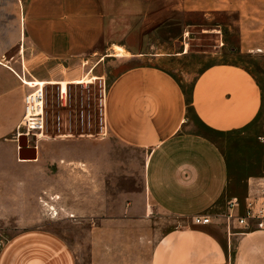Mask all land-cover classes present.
Here are the masks:
<instances>
[{"label": "crops", "instance_id": "crops-1", "mask_svg": "<svg viewBox=\"0 0 264 264\" xmlns=\"http://www.w3.org/2000/svg\"><path fill=\"white\" fill-rule=\"evenodd\" d=\"M16 1L0 4V223H13L17 231L5 241L0 232V264H76L62 238L33 227L41 220L42 208L57 211L51 181L55 177L57 184L65 182L66 171L56 166L52 176L42 160L60 155L40 153L39 142L45 138L31 144L16 137V131L24 116V98L33 91L27 83H46L45 89L59 87L50 82L104 77L95 76L98 66L89 67L98 52H85L90 43L80 42L66 16L51 28L45 17L50 4L41 8ZM112 46L100 55L113 56ZM262 101L248 73L227 71L222 64L198 74L189 96L183 82L160 66H135L112 79L102 100L107 131L122 145L145 154L144 198L149 211L186 222L156 242L151 264H264V229L235 227L228 236L222 221L214 219L209 226L192 223L197 215H213L230 179L220 147L207 135L190 132L188 125L194 113L211 131H239L260 114ZM19 138L26 149L35 150V159L19 160ZM62 138L54 141L61 143ZM23 155L32 157V152ZM258 177L244 182L240 215Z\"/></svg>", "mask_w": 264, "mask_h": 264}, {"label": "rangeland", "instance_id": "rangeland-1", "mask_svg": "<svg viewBox=\"0 0 264 264\" xmlns=\"http://www.w3.org/2000/svg\"><path fill=\"white\" fill-rule=\"evenodd\" d=\"M21 1L41 8L50 4L45 17L51 28L66 16L80 42L90 43L85 52H98L89 67L98 66L95 76L104 77L74 80L90 83L68 85L63 99L59 87L44 89L45 140H40L39 151L60 156L43 158L42 164L51 167L52 176L61 166L66 181L57 184L52 178L50 193L57 211L42 208L41 220L33 227L62 238L76 264H151L156 242L186 223L149 211L144 198L145 154L118 142L103 121L106 90L128 68L160 66L183 82L188 96L195 77L216 64L248 73L263 99L256 118L227 133L207 129L194 113L188 125L190 132L211 138L228 164L230 186L213 215L222 214L231 199L243 200L248 177L264 176V147L258 141L264 134V0ZM111 45L122 48L125 56L102 57ZM60 136L61 143L54 141ZM21 138L31 144L38 139ZM14 225L0 223L3 241L17 232Z\"/></svg>", "mask_w": 264, "mask_h": 264}, {"label": "built area", "instance_id": "built-area-1", "mask_svg": "<svg viewBox=\"0 0 264 264\" xmlns=\"http://www.w3.org/2000/svg\"><path fill=\"white\" fill-rule=\"evenodd\" d=\"M26 85L33 91L24 98V116L16 131L18 132L17 137L39 138L43 136L46 125L45 90L43 86H36L34 83ZM65 96L66 94L60 93L61 99ZM258 141L264 147V134L258 137ZM253 186V193L249 192L246 197L241 215L238 213L239 201L231 199L227 202V208L222 214L197 215L192 218V223L197 226H209L212 225L214 219L222 221L228 236L235 227L243 231L264 229V176L256 179Z\"/></svg>", "mask_w": 264, "mask_h": 264}, {"label": "bare ground", "instance_id": "bare-ground-1", "mask_svg": "<svg viewBox=\"0 0 264 264\" xmlns=\"http://www.w3.org/2000/svg\"><path fill=\"white\" fill-rule=\"evenodd\" d=\"M112 50H113V57H123V56H125L124 50L122 48H112ZM84 83H90V80L87 79L86 82H84V81H76V82H73V81H69V82L68 81H65V82H57V83L50 82L51 85H59V87L61 89V92L63 94H66L68 85H70V84H73V85L74 84H84ZM34 85L41 86V87L43 86L44 87V85H48V84L41 83V82H36V83H34ZM52 210L54 211V209H52Z\"/></svg>", "mask_w": 264, "mask_h": 264}, {"label": "water", "instance_id": "water-1", "mask_svg": "<svg viewBox=\"0 0 264 264\" xmlns=\"http://www.w3.org/2000/svg\"><path fill=\"white\" fill-rule=\"evenodd\" d=\"M22 139H19V147H20V151L18 153V158L19 160H33L35 159V150L34 149H26L27 147V144L24 142L23 144L21 143ZM24 151H29V152H32V157H26L23 155Z\"/></svg>", "mask_w": 264, "mask_h": 264}]
</instances>
